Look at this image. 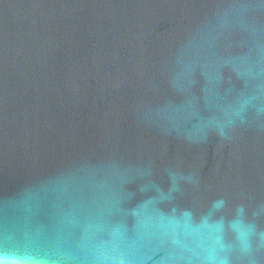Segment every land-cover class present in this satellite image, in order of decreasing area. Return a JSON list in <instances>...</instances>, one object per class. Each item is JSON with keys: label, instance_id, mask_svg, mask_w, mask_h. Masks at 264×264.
Segmentation results:
<instances>
[{"label": "water", "instance_id": "1", "mask_svg": "<svg viewBox=\"0 0 264 264\" xmlns=\"http://www.w3.org/2000/svg\"><path fill=\"white\" fill-rule=\"evenodd\" d=\"M0 264H264V0H0Z\"/></svg>", "mask_w": 264, "mask_h": 264}]
</instances>
